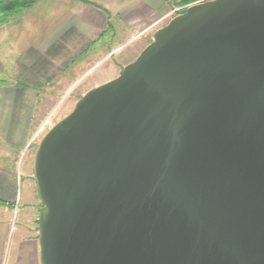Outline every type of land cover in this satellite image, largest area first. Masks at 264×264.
Listing matches in <instances>:
<instances>
[{"label": "water", "instance_id": "water-1", "mask_svg": "<svg viewBox=\"0 0 264 264\" xmlns=\"http://www.w3.org/2000/svg\"><path fill=\"white\" fill-rule=\"evenodd\" d=\"M41 264H264V0L189 5L40 138Z\"/></svg>", "mask_w": 264, "mask_h": 264}, {"label": "crops", "instance_id": "crops-1", "mask_svg": "<svg viewBox=\"0 0 264 264\" xmlns=\"http://www.w3.org/2000/svg\"><path fill=\"white\" fill-rule=\"evenodd\" d=\"M182 1L36 0L0 14V264H41L34 155L48 111L112 52L154 37L197 0Z\"/></svg>", "mask_w": 264, "mask_h": 264}, {"label": "rangeland", "instance_id": "rangeland-1", "mask_svg": "<svg viewBox=\"0 0 264 264\" xmlns=\"http://www.w3.org/2000/svg\"><path fill=\"white\" fill-rule=\"evenodd\" d=\"M185 9L186 7L182 8V10ZM178 13L179 11L174 13V15ZM153 39L154 37L151 34L147 38H142L140 40L137 39L133 40L129 42V44H127L124 48L112 52L106 58L105 61H103L100 65H97L93 68L91 73H89L84 78V80H82V82L79 84L77 88L74 87L72 89H69L66 95L64 96V98H62L61 102L58 103L54 109L48 111V114L45 118L49 117L50 123L54 124L56 121L64 117L74 108L75 101H77L86 91H88L90 88L94 86H97L101 83H104L118 76L120 71H118L117 66L120 65L119 61L123 56L129 57L128 60H134L138 56V53L136 54L134 53L136 52L135 49L138 48L139 51L142 50Z\"/></svg>", "mask_w": 264, "mask_h": 264}, {"label": "trees", "instance_id": "trees-1", "mask_svg": "<svg viewBox=\"0 0 264 264\" xmlns=\"http://www.w3.org/2000/svg\"><path fill=\"white\" fill-rule=\"evenodd\" d=\"M36 0H0V14L7 15L19 8L28 7L32 5ZM193 0H183L181 3L191 2ZM184 10H182L183 12ZM3 21L0 15V22Z\"/></svg>", "mask_w": 264, "mask_h": 264}, {"label": "built area", "instance_id": "built-area-1", "mask_svg": "<svg viewBox=\"0 0 264 264\" xmlns=\"http://www.w3.org/2000/svg\"><path fill=\"white\" fill-rule=\"evenodd\" d=\"M201 1H205V0H197V1H195V2H193V3H197V2H201ZM193 3H190V4H188V5H185V6H183V7H188L189 5H191V4H193ZM183 7H176V9H174V11L172 12V15L174 14V13H176L177 11H179V13H181V10H182V8ZM175 16V15H174ZM49 125H51V123H50V119H49V117H47V118H45L44 119V121L39 125V129H38V132L36 133V137L39 135V133L40 132H44L45 130H46V128H47V126H49ZM46 132V131H45ZM36 137H34V138H36ZM33 138V139H34Z\"/></svg>", "mask_w": 264, "mask_h": 264}]
</instances>
